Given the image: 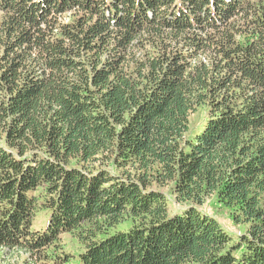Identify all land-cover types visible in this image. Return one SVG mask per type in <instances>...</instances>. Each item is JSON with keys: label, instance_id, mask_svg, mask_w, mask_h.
<instances>
[{"label": "trees", "instance_id": "trees-1", "mask_svg": "<svg viewBox=\"0 0 264 264\" xmlns=\"http://www.w3.org/2000/svg\"><path fill=\"white\" fill-rule=\"evenodd\" d=\"M0 249L264 264V0H0Z\"/></svg>", "mask_w": 264, "mask_h": 264}, {"label": "rangeland", "instance_id": "rangeland-1", "mask_svg": "<svg viewBox=\"0 0 264 264\" xmlns=\"http://www.w3.org/2000/svg\"><path fill=\"white\" fill-rule=\"evenodd\" d=\"M177 207L180 206L177 205ZM205 209L211 214L213 211H217L216 215L218 221L221 223L224 229L229 232L230 235L236 237L241 232L242 227L234 225L232 223L231 215L228 211L224 209H211L210 207H205ZM44 213H39V216H42L38 217L39 220L42 221L46 219V215ZM63 246L65 250L74 255H77L81 250V247L79 246L77 240L70 234L63 236ZM0 264H41V260L39 258H31L28 255H21L20 253L15 251L0 249Z\"/></svg>", "mask_w": 264, "mask_h": 264}]
</instances>
